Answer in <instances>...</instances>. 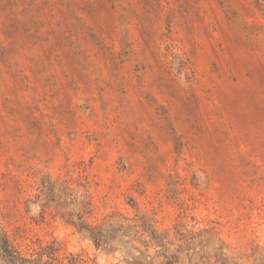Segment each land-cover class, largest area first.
Instances as JSON below:
<instances>
[{
	"label": "rangeland",
	"instance_id": "1",
	"mask_svg": "<svg viewBox=\"0 0 264 264\" xmlns=\"http://www.w3.org/2000/svg\"><path fill=\"white\" fill-rule=\"evenodd\" d=\"M0 264H264V0H0Z\"/></svg>",
	"mask_w": 264,
	"mask_h": 264
}]
</instances>
